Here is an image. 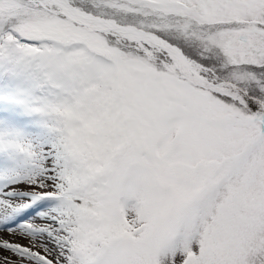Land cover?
Here are the masks:
<instances>
[{"label":"snow or ice","instance_id":"obj_1","mask_svg":"<svg viewBox=\"0 0 264 264\" xmlns=\"http://www.w3.org/2000/svg\"><path fill=\"white\" fill-rule=\"evenodd\" d=\"M0 264H264V0H0Z\"/></svg>","mask_w":264,"mask_h":264},{"label":"rangeland","instance_id":"obj_2","mask_svg":"<svg viewBox=\"0 0 264 264\" xmlns=\"http://www.w3.org/2000/svg\"><path fill=\"white\" fill-rule=\"evenodd\" d=\"M4 235H5V238H7V239H15L14 237L7 236L6 233ZM22 242L26 243V241H22ZM5 254L7 255V253H5Z\"/></svg>","mask_w":264,"mask_h":264}]
</instances>
